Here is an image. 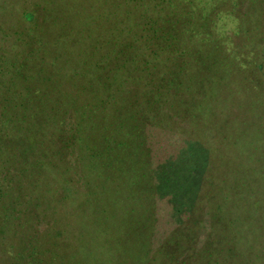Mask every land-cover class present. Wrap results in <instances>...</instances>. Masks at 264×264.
Segmentation results:
<instances>
[{"label":"trees","instance_id":"trees-1","mask_svg":"<svg viewBox=\"0 0 264 264\" xmlns=\"http://www.w3.org/2000/svg\"><path fill=\"white\" fill-rule=\"evenodd\" d=\"M262 75L264 0H0V264H64L76 234L127 264H264ZM153 130L184 145L151 163Z\"/></svg>","mask_w":264,"mask_h":264},{"label":"rangeland","instance_id":"rangeland-1","mask_svg":"<svg viewBox=\"0 0 264 264\" xmlns=\"http://www.w3.org/2000/svg\"><path fill=\"white\" fill-rule=\"evenodd\" d=\"M261 78L263 79L262 82L264 83V76L262 75ZM257 96H255L256 106L253 107L254 111H257L260 107L264 106V86L261 89V91L257 92ZM254 104V105H255ZM259 116V114H256ZM171 134V133H169ZM169 134H160L158 131H151L149 133L150 140L148 141L151 155H150V162L156 163L160 162L164 159H166L167 156L174 157L176 155V150L178 147L183 146V137L182 135H179L178 133H174V136H171ZM264 144V142H263ZM250 143L245 142L244 144H240V146L237 148V152L241 151V147H248L250 146ZM257 148L258 151H255V153L259 156L261 155V160H258L259 162L254 163L251 167V170L253 172H258L263 175V165H264V146H262V142L260 146H254ZM262 147V148H261ZM261 148V149H260ZM242 155L239 154L238 158ZM260 157V156H259ZM243 163L245 164L246 161L244 160H237V164ZM126 171H134L133 169H130V167L126 168ZM128 176L127 178H131L133 181V176L135 173L129 174L126 173ZM137 175V174H136ZM139 178V176L134 177ZM133 183V182H130ZM140 185V186H139ZM147 188L144 187L141 183H136L135 187H132V191H143ZM168 196H165L163 198L157 199L154 204L153 208V214H154V222L152 227V244H150L151 249H154L153 246L156 245L158 240L160 239V236H162L166 231H168L173 225H174V219L170 216V208L171 204L167 200ZM88 222V221H87ZM112 236H115V238H118L124 234V230H118L113 231L112 229ZM76 234V233H75ZM107 238L105 235L103 236ZM74 242L64 243V252L68 253V257L64 260V264H91L88 259L83 260L82 258L79 259L78 256L81 255V253H87L90 257L96 259L97 264H127L125 262V258L120 256L118 252H121L125 249L126 245L124 243H120L118 246L114 247V241L107 238L108 241L102 242L98 240H92L91 237L85 236V237H79L77 234L74 237ZM108 251L109 256L106 254ZM60 253V254H59ZM57 254L62 257L61 255L63 252L58 249ZM63 258V257H62Z\"/></svg>","mask_w":264,"mask_h":264}]
</instances>
